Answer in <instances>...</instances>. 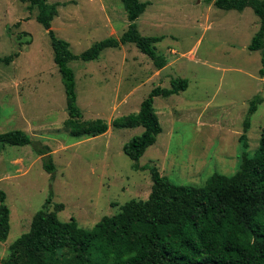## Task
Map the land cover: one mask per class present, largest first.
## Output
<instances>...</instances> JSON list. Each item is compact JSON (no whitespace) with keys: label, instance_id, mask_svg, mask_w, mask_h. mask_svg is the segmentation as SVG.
Here are the masks:
<instances>
[{"label":"rangeland","instance_id":"obj_1","mask_svg":"<svg viewBox=\"0 0 264 264\" xmlns=\"http://www.w3.org/2000/svg\"><path fill=\"white\" fill-rule=\"evenodd\" d=\"M48 1L61 3L51 28L75 54L104 38H118L129 23L120 0ZM142 1L149 4L135 21L138 31L163 35L156 51L188 86L168 97H154L162 130L139 165H155L172 183L193 186H203L214 172L234 173L242 150L251 154L264 128L261 51L248 49L259 17L249 6L224 10L213 0ZM27 5L0 0V57L18 53L10 62H0V132L20 129L31 138L25 145L0 144V189L10 209L0 258L29 229L51 189L48 209L62 203L58 218L74 217L86 228L115 214L131 198H147L149 168L133 169L122 150L143 127L117 128L110 122L136 112L154 86H170V75L161 77L151 58L132 43L105 48L96 60L70 61L83 118L108 123L102 134L71 136L63 125L65 92L47 30L35 20L37 10ZM254 96L262 102L250 117L243 148L242 122ZM33 142L48 146L53 178Z\"/></svg>","mask_w":264,"mask_h":264},{"label":"trees","instance_id":"obj_2","mask_svg":"<svg viewBox=\"0 0 264 264\" xmlns=\"http://www.w3.org/2000/svg\"><path fill=\"white\" fill-rule=\"evenodd\" d=\"M20 1L27 2L29 10H37L35 20L47 30L65 92L67 117L63 125L71 136L102 134L108 123L102 118H83L70 61L96 60L105 48L132 43L151 58L158 70L167 64L155 47L163 35H142L135 23L148 1L120 0L129 21L127 29L118 38L110 36L96 41L79 54L73 53L69 42L57 37L51 28L61 3ZM213 5L238 11L249 6L259 17V28L248 49L261 51L260 74H264V0H213ZM14 56L18 53L0 57V62L8 63ZM169 77V87L154 86L136 112L117 116L110 122L117 128L143 127L139 135L124 143L122 150L133 161V169L149 168L152 185L147 198H131L120 205L118 212L104 215L86 228L74 217L67 221L58 218L62 203L48 209L51 189L41 208L33 214L29 229L9 244V253L0 258V264H264V128L255 150L251 154L242 150L234 173L214 172L203 186L175 184L160 174L155 165H139V158L162 130L153 106L154 97H168L188 86L184 77ZM261 102L260 96L249 102L239 137L243 148L247 147L250 117ZM29 143L31 138L23 130L0 132L1 145ZM32 145H38L35 149L43 154V167L53 178L55 167L48 146L37 142ZM5 198L0 189V241L6 240L10 228V209Z\"/></svg>","mask_w":264,"mask_h":264},{"label":"water","instance_id":"obj_3","mask_svg":"<svg viewBox=\"0 0 264 264\" xmlns=\"http://www.w3.org/2000/svg\"><path fill=\"white\" fill-rule=\"evenodd\" d=\"M159 75L162 77L164 75H170L173 78H177V74L175 73L174 69H172L170 64H166L161 69H159Z\"/></svg>","mask_w":264,"mask_h":264}]
</instances>
